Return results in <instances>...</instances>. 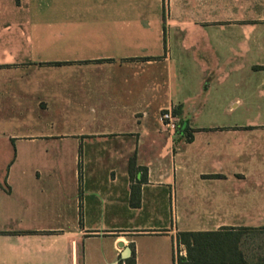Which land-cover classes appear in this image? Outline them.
Segmentation results:
<instances>
[{
    "label": "crops",
    "instance_id": "1",
    "mask_svg": "<svg viewBox=\"0 0 264 264\" xmlns=\"http://www.w3.org/2000/svg\"><path fill=\"white\" fill-rule=\"evenodd\" d=\"M220 82L229 104L207 100ZM208 106L264 111V0H0V264H179L184 232L225 233L219 264L264 260V122L193 126ZM177 107L192 142L161 132Z\"/></svg>",
    "mask_w": 264,
    "mask_h": 264
},
{
    "label": "rangeland",
    "instance_id": "2",
    "mask_svg": "<svg viewBox=\"0 0 264 264\" xmlns=\"http://www.w3.org/2000/svg\"><path fill=\"white\" fill-rule=\"evenodd\" d=\"M49 2V0H47ZM173 50L172 52L175 53L177 56L178 54H183L185 58V62L187 63V70L185 71V74L187 75V79L190 80L189 83H185L184 86H189L187 88H184L185 91H191V93H204V86L205 84L199 83L198 77H195L194 73V67H195V53L193 50V37L189 36L186 38L184 44H181L180 40L177 41V37L174 36V43H173ZM177 56H175V62H177ZM173 78H175L176 81V75H177V67L176 65H173ZM186 69V68H185ZM176 82H174V87L176 89ZM213 87L214 93L212 91V94L210 96V91H208L209 96L207 97V100L211 103L215 104H229L228 100L224 98L225 95L222 93H226V84L224 82H220L214 85ZM176 91V90H175ZM218 92V93H216ZM249 102L253 103L256 102L254 98H250ZM228 106V105H227ZM178 108V107H177ZM176 108H172L174 111ZM166 109L161 111V114L159 116V119L161 118L163 112ZM192 114V112H191ZM193 126H204V127H212L217 125H258L259 123L264 122V111H260L257 109H254L253 107H243L240 106L236 109H229L227 111H216L213 110V107H207L204 109H201L199 111L193 112L191 115ZM161 124V121H160ZM161 132L164 135L165 138H169L176 141L179 140H185L187 141V138L180 137V135L176 132V134L171 135L168 131H166L163 126L161 125ZM201 138V137H200ZM80 153V152H79ZM110 153V152H109ZM79 162H72L73 168L72 170H83V159L82 156H80ZM68 166V169L70 167V162H67L66 164ZM96 166H99L101 170L110 169L111 166L116 167V162H114L113 159H107L104 162H100L99 164H95ZM191 214H194L195 212H190ZM199 215L204 216L207 215V212H197ZM170 214H173V217L175 218L177 215H179V211L176 212L173 210L170 212Z\"/></svg>",
    "mask_w": 264,
    "mask_h": 264
},
{
    "label": "trees",
    "instance_id": "3",
    "mask_svg": "<svg viewBox=\"0 0 264 264\" xmlns=\"http://www.w3.org/2000/svg\"><path fill=\"white\" fill-rule=\"evenodd\" d=\"M176 116H181V108H176L174 110ZM194 130L189 126L188 121H180L177 133L187 138L188 142L193 140ZM130 175L134 178L135 172H145L146 168L139 167L136 164V158H132L130 162ZM131 195V205L134 208L140 207L141 205V189L139 185H133ZM264 230V228H263ZM253 231V230H252ZM237 235V234H236ZM225 233H214V232H184L180 234V241L187 246L188 254L186 257H179V264H219L225 263V260L215 259L210 254V245L212 242L216 243L218 246L226 243ZM242 234H238L234 241H241ZM264 240V239H263ZM231 261V260H229ZM239 262H245L242 258L236 259ZM127 264H136L135 254L132 258L127 260ZM257 264H264V260H260Z\"/></svg>",
    "mask_w": 264,
    "mask_h": 264
},
{
    "label": "built area",
    "instance_id": "4",
    "mask_svg": "<svg viewBox=\"0 0 264 264\" xmlns=\"http://www.w3.org/2000/svg\"><path fill=\"white\" fill-rule=\"evenodd\" d=\"M160 121L166 131H168L171 135L176 134L180 119L174 114L172 108H168L163 112Z\"/></svg>",
    "mask_w": 264,
    "mask_h": 264
},
{
    "label": "water",
    "instance_id": "5",
    "mask_svg": "<svg viewBox=\"0 0 264 264\" xmlns=\"http://www.w3.org/2000/svg\"><path fill=\"white\" fill-rule=\"evenodd\" d=\"M120 247L121 248H123V252H122V258L123 259H127V258H129L130 256H131V248L130 247H124V244L123 243H121L120 244Z\"/></svg>",
    "mask_w": 264,
    "mask_h": 264
}]
</instances>
